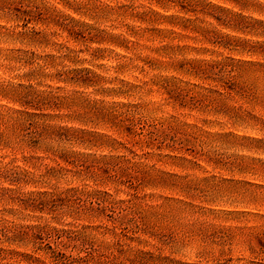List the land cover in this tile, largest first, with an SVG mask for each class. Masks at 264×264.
Masks as SVG:
<instances>
[{
	"label": "rangeland",
	"instance_id": "rangeland-1",
	"mask_svg": "<svg viewBox=\"0 0 264 264\" xmlns=\"http://www.w3.org/2000/svg\"><path fill=\"white\" fill-rule=\"evenodd\" d=\"M0 264H264V0H0Z\"/></svg>",
	"mask_w": 264,
	"mask_h": 264
}]
</instances>
